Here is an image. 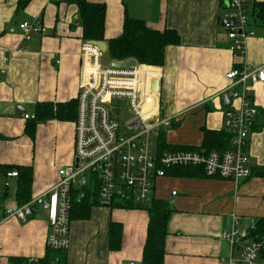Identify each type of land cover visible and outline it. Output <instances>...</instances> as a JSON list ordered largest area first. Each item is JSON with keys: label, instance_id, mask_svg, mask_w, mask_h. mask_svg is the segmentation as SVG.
Masks as SVG:
<instances>
[{"label": "crops", "instance_id": "crops-1", "mask_svg": "<svg viewBox=\"0 0 264 264\" xmlns=\"http://www.w3.org/2000/svg\"><path fill=\"white\" fill-rule=\"evenodd\" d=\"M88 1L105 5V40L121 33L125 16L143 19L152 29L177 32L179 43L165 47L162 65H150L157 69L159 79L154 96L159 117L171 119L160 131L171 147L204 148L202 128L224 129V110L240 103L239 98H231L224 104L218 96L228 84L226 73L243 64L256 68L264 63V26L250 15L254 35L246 40L245 52L234 56L220 24V0ZM33 20L45 31L23 40L18 25ZM84 42L74 3L29 0L17 9V0H0V49L9 56L0 72V165L31 168L30 197L51 188L58 180V169L73 162L75 119L53 115L29 127L23 115L33 117L39 103H48L53 112L61 113L60 106L76 100ZM252 98L257 114L246 148L251 167L248 178L235 182L207 176L203 170L182 175L174 166L156 180L152 198L168 201L173 210L167 223L164 264H225L229 246L218 237L222 229L230 228L232 215L237 214L243 223L264 217V176L255 173L264 166V83L252 86ZM178 132H186V138L180 141ZM195 132L197 144L192 143ZM16 178L11 180L14 193L10 187L6 192L11 205L17 203ZM75 189L85 190L79 196L88 195L90 210L86 217L70 220L69 246L61 264H141L147 210L127 208L117 200L109 206L101 204L96 181ZM110 222L122 228L118 250L109 248ZM47 229L42 210L27 222L6 220L0 224V259L43 257Z\"/></svg>", "mask_w": 264, "mask_h": 264}, {"label": "built area", "instance_id": "built-area-1", "mask_svg": "<svg viewBox=\"0 0 264 264\" xmlns=\"http://www.w3.org/2000/svg\"><path fill=\"white\" fill-rule=\"evenodd\" d=\"M254 1L220 0V24L234 56L245 52L246 40L254 35L249 25ZM18 27L26 41L45 31L38 20L22 21ZM261 47L264 49V37ZM102 53L103 50L90 41L80 47L74 158L71 164L58 169L56 183L26 202L11 205L6 202V192L11 180L18 176V170L0 165V224L10 218L27 222L38 210L44 211L48 223L45 243L50 249L66 250L69 246L74 186L96 181L99 201L106 206L114 203L118 195L143 205L152 198L156 180L174 166L199 167L207 176H220L235 182L251 175L246 148L257 114L252 86L264 83V63L256 68L243 64L226 73L229 83L218 96L226 95L229 101L231 98L240 100L238 106L224 110L223 126L231 134L230 147L225 150L202 147L159 150L160 126L168 125L171 119L159 117L158 102L154 100L156 92L151 88V81L158 78L157 69L138 63L131 67L104 64ZM8 61L9 56L0 49V72ZM121 100L129 112L122 121L119 120L123 116L119 110ZM23 117L27 119L30 115ZM252 228L254 221L243 223L237 214L232 215L230 228L220 232L229 246L225 264H264V236H253ZM0 264L37 262L29 258L0 259Z\"/></svg>", "mask_w": 264, "mask_h": 264}, {"label": "trees", "instance_id": "trees-1", "mask_svg": "<svg viewBox=\"0 0 264 264\" xmlns=\"http://www.w3.org/2000/svg\"><path fill=\"white\" fill-rule=\"evenodd\" d=\"M29 0H17V9H23ZM77 6L78 21L82 27V38L85 41L103 40L106 42L107 52L112 60L122 61L135 59L138 64L162 65L164 50L168 45H178L179 35L174 29L165 28L162 31L147 26L143 19L125 16L121 33L113 38L104 39V17L105 5L103 3L89 2L88 0H66ZM250 15L254 22L264 26V2H253ZM150 70V69H149ZM77 101L69 102L60 106L63 112H53L48 103H39L36 106L33 117L27 118L29 127H34L37 121H43L55 115L61 119L74 120L76 118ZM202 144L206 150H225L230 147L231 134L225 130H211L202 128ZM158 145L160 150L171 147L165 141L163 131L159 132ZM5 169H17L15 197L17 204L26 202L30 198L31 168L28 166H9ZM174 168V167H171ZM171 168L165 170L170 171ZM179 174L194 175L199 167L178 166ZM168 171V172H169ZM255 173L264 176V166L258 167ZM83 189H72V207L70 219L86 217L89 214L90 204L88 195L80 198ZM87 192V191H86ZM84 194V193H83ZM82 194V195H83ZM78 195V196H77ZM114 204V203H112ZM127 208H141L148 212V224L145 242L142 248L141 264H164L165 237L167 234V223L172 213L169 202L164 199L152 198L146 204H138L127 201L122 204ZM118 206V205H117ZM75 212H78L75 214ZM74 213V214H73ZM252 235L261 238L264 236V217L255 219ZM122 228L120 224L110 222L108 227V243L110 250H118L121 246ZM65 250H54L46 247L45 255L36 260L37 264H61ZM23 258H12L10 261Z\"/></svg>", "mask_w": 264, "mask_h": 264}, {"label": "rangeland", "instance_id": "rangeland-1", "mask_svg": "<svg viewBox=\"0 0 264 264\" xmlns=\"http://www.w3.org/2000/svg\"><path fill=\"white\" fill-rule=\"evenodd\" d=\"M260 28H262V27H260ZM102 62L104 63V64H109V63H111V61H112V59L110 58V56H109V54H108V52H107V50H105V51H103V53H102ZM229 83V82H228ZM113 105H114V103H113ZM148 104H146L145 106H147ZM122 107V108H121ZM119 110H121L122 112H123V116H121V117H119V120L120 121H122L123 120V117H125V116H127L128 114H129V112H128V110H127V105H125V102L123 101V100H121L120 101V108H119ZM177 134V136L181 139L180 141H182L183 139H185L186 138V132H183L182 134L180 133V132H178V133H176ZM195 143L194 142H192L193 144H197V142H198V135H197V132H195ZM174 143H176V142H174ZM179 144H183V142H180ZM10 188H11V192L12 193H14V185H13V183L12 182H10ZM116 200H117V202H119V201H121V202H123V203H125V202H127V201H130L127 197H122V196H117V198H116ZM115 200V201H116ZM228 227H229V225H228ZM223 230V229H222ZM221 230V231H222ZM225 230V229H224ZM220 231V232H221ZM220 232H219V239L220 240H223L221 237H220Z\"/></svg>", "mask_w": 264, "mask_h": 264}, {"label": "water", "instance_id": "water-1", "mask_svg": "<svg viewBox=\"0 0 264 264\" xmlns=\"http://www.w3.org/2000/svg\"><path fill=\"white\" fill-rule=\"evenodd\" d=\"M90 43L98 45L103 51L106 50V42L103 40H90ZM111 64L114 66H121V67H131L135 66L137 64V61L135 59H125L122 61H117V60H112ZM159 79L158 78H153L151 81V88L154 92L159 91V85H158ZM229 102V98L224 95L222 98V103L227 104ZM76 165H79V162L76 161Z\"/></svg>", "mask_w": 264, "mask_h": 264}]
</instances>
